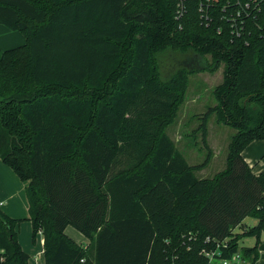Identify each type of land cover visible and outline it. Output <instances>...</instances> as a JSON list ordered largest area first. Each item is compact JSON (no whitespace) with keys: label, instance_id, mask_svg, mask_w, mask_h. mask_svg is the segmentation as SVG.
<instances>
[{"label":"trees","instance_id":"1","mask_svg":"<svg viewBox=\"0 0 264 264\" xmlns=\"http://www.w3.org/2000/svg\"><path fill=\"white\" fill-rule=\"evenodd\" d=\"M204 2L0 0V25L25 38L0 51V161L27 182L28 205L26 219L0 209V264H28L23 220L32 242L42 235L44 264L259 259L264 169L241 154L264 140V0ZM220 66L213 113L235 133L224 168L199 178L208 153L188 164L166 129L186 76ZM246 217L255 225L233 236ZM243 237L254 245L239 247Z\"/></svg>","mask_w":264,"mask_h":264},{"label":"rangeland","instance_id":"2","mask_svg":"<svg viewBox=\"0 0 264 264\" xmlns=\"http://www.w3.org/2000/svg\"><path fill=\"white\" fill-rule=\"evenodd\" d=\"M222 69V66H220L214 72L195 71L186 76L185 88L181 90V102L177 107L175 119L166 129L169 138L184 155L188 164L194 166L202 164L208 153V163L195 170V175L199 178H211L224 168L227 145L231 136L235 133L234 128L218 121L215 112L213 113V108L217 104L215 88L222 80ZM206 113L208 114L205 137L207 147L202 142L200 128L202 118ZM257 143H260V141ZM3 181L4 179L0 176V183L3 184ZM19 213L20 216L26 215L22 208H20ZM255 223L256 219L254 217H246L243 221L244 227L234 229L233 236L241 234L244 228L248 229ZM29 229V224L23 220L20 226L21 233L25 234L26 232L29 234ZM69 229L75 230L72 227ZM74 232L81 234L78 231ZM261 233L264 237V230ZM238 243L240 247H252L255 238L243 237Z\"/></svg>","mask_w":264,"mask_h":264},{"label":"crops","instance_id":"3","mask_svg":"<svg viewBox=\"0 0 264 264\" xmlns=\"http://www.w3.org/2000/svg\"><path fill=\"white\" fill-rule=\"evenodd\" d=\"M25 43L23 35L17 31H11L0 25V51L14 48L15 46H21ZM251 142L243 151L242 157L247 163L251 171L258 175L264 169V140ZM253 145H256L253 147ZM253 147V148H252ZM0 176L4 179L3 184L0 183V209L9 217L14 219H26L28 217V205L25 195V187L27 182H22L15 175V173L6 165L0 161ZM3 208V209H2ZM20 208L26 215L20 216ZM29 224V234L21 233L20 226L18 227V241L23 251L29 256L28 264H44L43 258V238L41 233H38L35 241H31V225ZM70 226H67L64 233L72 239L76 244L87 247L89 240L82 234H77L70 230ZM238 228V227H237ZM73 229V228H72ZM236 229V228H235ZM25 230H27L25 228ZM264 230V229H263ZM263 232V231H262ZM79 233V232H78ZM29 237V241H28ZM261 240H264L262 233ZM240 247V246H239ZM250 247V246H248ZM243 264H249L248 261H244ZM254 264H264V251L260 252L259 259Z\"/></svg>","mask_w":264,"mask_h":264},{"label":"built area","instance_id":"4","mask_svg":"<svg viewBox=\"0 0 264 264\" xmlns=\"http://www.w3.org/2000/svg\"><path fill=\"white\" fill-rule=\"evenodd\" d=\"M206 2L204 3H201L203 5V7H206L208 8V4H209V0H205ZM248 4H246L245 6H247ZM178 6V15L180 16L181 13H182V10H181V5H177ZM199 10H202V7L199 8ZM239 15L240 13H236V17H230V21H231V26H234L235 23H237V18H239ZM178 18V16H177ZM207 241L209 240V238L206 239ZM222 245L223 247L225 246L224 245V242H222ZM217 247H218V244H217ZM213 254H216L219 256V252L218 251H214V252H211V253H208V252H205L204 255L208 258L209 260V264H243L245 260H243L241 258V255L240 253H235L233 255L230 256V258L228 259H219L217 262H213Z\"/></svg>","mask_w":264,"mask_h":264},{"label":"water","instance_id":"5","mask_svg":"<svg viewBox=\"0 0 264 264\" xmlns=\"http://www.w3.org/2000/svg\"><path fill=\"white\" fill-rule=\"evenodd\" d=\"M197 58V57H196ZM195 60V62L198 64V63H200V61H201V59H199V58H197V59H194Z\"/></svg>","mask_w":264,"mask_h":264}]
</instances>
